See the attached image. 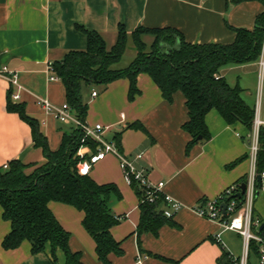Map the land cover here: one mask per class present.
<instances>
[{
	"label": "crops",
	"instance_id": "crops-1",
	"mask_svg": "<svg viewBox=\"0 0 264 264\" xmlns=\"http://www.w3.org/2000/svg\"><path fill=\"white\" fill-rule=\"evenodd\" d=\"M262 10L257 1L228 6L226 0H0V68L15 71L20 85L19 97L12 99L17 88L7 73L0 75V167L11 159L26 164L45 161L41 148L31 140L29 125L6 109L9 91L11 100L23 103L26 113L39 121L51 150L58 149L63 134L73 126L44 112L37 100L66 101L64 84L59 78L49 79L46 68L64 53L86 47V36L76 25L99 32L107 47L114 43L120 23L128 34L139 25L172 27L190 43H230L235 33L229 26L252 28ZM249 66L257 73L258 59ZM227 71L220 70V76L226 79ZM137 86L140 93L132 101L127 98V78L108 83L100 93L92 89L87 98L82 94L87 103L83 120L107 126L105 138L117 135L119 151L144 169L151 182L163 181V190L182 208L157 234H140L138 245L135 230L140 209L135 188L124 179L114 155L94 163L88 174L98 183H114L121 195L109 203L115 215L123 216L110 229L123 252L110 253L109 264H218L223 251L236 263L243 253L241 236L216 220L198 216L191 207L216 198L229 185L245 179L250 166V130L239 122L227 124L211 109L205 115L210 138L187 147L190 135L182 128L188 117L182 93L176 92L172 102L164 100L145 73L138 74ZM242 97L245 100L243 93ZM134 122L144 130L127 127ZM83 152L88 156L92 151L84 146ZM259 189L253 213L263 218L264 178ZM48 206L70 233L69 249L80 254V264H104L97 258L93 238L82 226V211L57 201ZM9 230L10 222L2 217L0 207V264H66L61 250L56 251L53 262L48 247L32 254L27 240L15 249H4L1 242Z\"/></svg>",
	"mask_w": 264,
	"mask_h": 264
},
{
	"label": "trees",
	"instance_id": "trees-1",
	"mask_svg": "<svg viewBox=\"0 0 264 264\" xmlns=\"http://www.w3.org/2000/svg\"><path fill=\"white\" fill-rule=\"evenodd\" d=\"M242 1H257L263 10L256 15L252 28L229 26L235 33L230 43H190L172 27L139 25L128 34L120 23L114 43L107 47L99 32L76 25L86 36V47L70 50L61 59L51 62L54 74L64 84L66 102L83 120L87 111V103L82 100L83 86L98 84L105 87L116 79L127 78V98L132 101L140 93L137 76L145 73L158 86L164 100L172 102L176 92L184 96L188 117L182 128L190 135L187 147L210 138L205 115L211 109H215L227 124L239 122L251 130L254 105L250 106L243 99L239 84L231 85L220 76L223 66L256 61L260 54L264 37V0H226V4ZM144 35L152 37L150 43L143 40ZM129 38L135 57L127 66L116 68L114 65L122 59ZM10 93L7 94L6 109L17 113L29 125L31 140L34 146L41 148L45 161L26 164L21 159H11L5 168L0 167V207L2 217L10 222L2 247L15 249L27 240L32 254L48 247L53 262L56 251L61 250L66 264H80V254L69 249L70 233L48 206L50 201H57L82 211L81 223L95 242L97 258L109 264L110 253L120 255L123 252L120 241L110 231L123 218L112 212L109 203L112 195L121 196L119 189L114 183H98L88 173L82 174L77 169V163L87 158V155L80 157L78 149L86 146L94 152L96 142L73 125L63 134L58 149L51 150L39 121L26 113L23 103L13 102ZM127 127L144 130L137 122ZM113 139L117 144V135ZM258 141L257 171L260 172L264 167L262 126ZM132 187L139 198L140 218L135 232L140 245V234H157L159 227L169 219L161 215L157 203L142 201L137 186L133 184ZM218 264L236 263L223 251Z\"/></svg>",
	"mask_w": 264,
	"mask_h": 264
},
{
	"label": "built area",
	"instance_id": "built-area-1",
	"mask_svg": "<svg viewBox=\"0 0 264 264\" xmlns=\"http://www.w3.org/2000/svg\"><path fill=\"white\" fill-rule=\"evenodd\" d=\"M258 67V91L254 103V118L252 129L250 130L248 154L250 166L245 179L242 181L245 183V190L240 196H236L241 191V182L233 183L226 187L216 198L205 199L191 207L192 211L198 216L216 220L224 228L233 230L241 236L243 253L236 261V264H248L250 250H253L256 254V259L252 264H264V219L255 216L253 213L257 189H259L261 180L264 178V170L257 171L258 133L259 128L264 125V119L261 117L262 110L264 112V37L258 57ZM46 70L49 73V79H57L51 63L47 64ZM6 73L11 85L17 88L16 92L11 93V97L12 99H17L19 97L18 90L20 89L17 73L7 69L5 66L1 67L0 75ZM91 94L95 96L96 92L92 91ZM37 103L43 108L44 112L52 114L60 122H69L75 127H79L85 136L96 142V150L77 163V169L80 173H88L94 163L102 160L108 154L114 155L118 159L124 179L129 185L135 184L137 186L141 193L142 201L157 203L161 215L166 219L172 218L182 208V204L178 200L163 190V181L151 182L144 169L136 167L133 161L119 151L115 140H107L105 138L107 126L99 123L93 125L86 123L74 114L66 101L61 104H54L47 98H41L37 100ZM83 147L81 146L78 149L80 157L85 155ZM136 157L140 158L141 154ZM6 166V164L3 165L4 168ZM223 204H225L224 208Z\"/></svg>",
	"mask_w": 264,
	"mask_h": 264
},
{
	"label": "rangeland",
	"instance_id": "rangeland-1",
	"mask_svg": "<svg viewBox=\"0 0 264 264\" xmlns=\"http://www.w3.org/2000/svg\"><path fill=\"white\" fill-rule=\"evenodd\" d=\"M143 40L146 43H150L152 40V37L149 35H144L142 36ZM135 49L133 48V45L131 43V40L128 39L127 47L126 50L122 56V59L116 63L114 66L116 68H121L127 66L135 57ZM254 61L246 62V63H241V64H227L221 68V71L223 69H227L228 71V76L226 75V79L228 80L227 82L230 83L231 85H234L236 80H238L239 86L243 89L242 93L243 96L246 100V102L250 105L253 106L255 103V98H256V93L258 91V77H259V67L256 69L258 72L254 73L252 72L253 69L250 68L249 65H252ZM263 77H264V68H263ZM253 85H255L253 87ZM263 85H264V79H263ZM106 87V86H105ZM103 85H98V84H90L88 86H84L82 88V94L86 98L90 94L91 90L94 89L96 92L100 93L103 88H105ZM83 101L86 102V99L83 98ZM261 117L264 119V112L262 110ZM264 127V125H262ZM260 189H257L259 191ZM111 198H114L112 195ZM256 198L254 199L255 202ZM264 219V217L262 218ZM256 259V254L253 250H250L249 253V258H248V264H252Z\"/></svg>",
	"mask_w": 264,
	"mask_h": 264
},
{
	"label": "water",
	"instance_id": "water-1",
	"mask_svg": "<svg viewBox=\"0 0 264 264\" xmlns=\"http://www.w3.org/2000/svg\"><path fill=\"white\" fill-rule=\"evenodd\" d=\"M198 138H200V136H198ZM258 179L260 180V178H258ZM240 189H241V191L239 193H237L236 196H240V194H242L244 192V190H245V183L244 182H241ZM222 206L224 208L225 204H223Z\"/></svg>",
	"mask_w": 264,
	"mask_h": 264
}]
</instances>
